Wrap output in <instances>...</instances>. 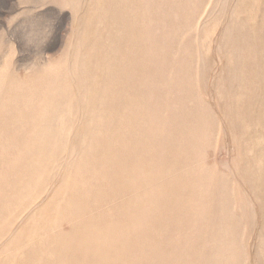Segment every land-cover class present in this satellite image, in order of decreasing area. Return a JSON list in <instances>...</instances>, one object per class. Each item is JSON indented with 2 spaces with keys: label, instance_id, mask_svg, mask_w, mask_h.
Masks as SVG:
<instances>
[{
  "label": "rangeland",
  "instance_id": "obj_1",
  "mask_svg": "<svg viewBox=\"0 0 264 264\" xmlns=\"http://www.w3.org/2000/svg\"><path fill=\"white\" fill-rule=\"evenodd\" d=\"M0 264H264V0H0Z\"/></svg>",
  "mask_w": 264,
  "mask_h": 264
},
{
  "label": "bare ground",
  "instance_id": "obj_2",
  "mask_svg": "<svg viewBox=\"0 0 264 264\" xmlns=\"http://www.w3.org/2000/svg\"><path fill=\"white\" fill-rule=\"evenodd\" d=\"M82 106V105H81Z\"/></svg>",
  "mask_w": 264,
  "mask_h": 264
}]
</instances>
